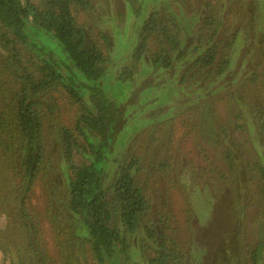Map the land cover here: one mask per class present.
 Listing matches in <instances>:
<instances>
[{"label":"trees","instance_id":"obj_1","mask_svg":"<svg viewBox=\"0 0 264 264\" xmlns=\"http://www.w3.org/2000/svg\"><path fill=\"white\" fill-rule=\"evenodd\" d=\"M155 2L119 0L122 10L117 16L128 14L136 31L126 53L130 51L132 64L140 63L151 81L161 71L171 72L174 78L178 76V90L195 86L205 100L191 108L190 114L211 111L207 127L211 135L219 134L224 146L220 159L229 175L208 163L197 166L201 170L198 179L209 183L222 180L226 189L221 202L227 203L223 218L218 205L216 212L211 211L210 222L198 221L197 228L208 237L207 226L215 229L219 224L220 238L226 240L232 228L229 214L234 216L232 212L240 208L243 224L255 225L253 231L259 233L245 246L250 263L260 264L264 251V156L250 151L260 143L264 148V5H256L257 36L247 39V22L242 21L229 34L230 23L222 31H218L219 25L211 27L215 21L212 14L199 13L181 22L170 5L158 8ZM220 3L226 5L225 0ZM92 7L91 0H38V4L0 0V195L6 206L12 201V207L5 212L0 208V212L9 217L21 238L17 255L8 250L6 258L9 264H200L201 249L196 252L191 247L186 254L169 235V216L150 215L149 182L144 178L155 182V172L169 164V147L162 151L164 157L155 158L149 167V159L144 165L145 159L134 150L137 136L125 154L116 151L119 134L130 122L127 119L122 127V115L131 114L133 110H126L134 107V99L130 105L120 101L136 77L131 66H121L116 75L110 72L112 55L88 38L85 24L77 21L75 10ZM100 38L107 47L110 37L100 34ZM244 46L246 53L237 61ZM234 83L237 91H230ZM217 92L224 96V107L228 106L222 119L210 109L215 100L208 97ZM58 97L72 107L68 120L60 116ZM248 110L254 115L250 121L245 117ZM185 120L193 123L191 129L203 121H193L190 116ZM232 124L242 136L243 150L238 152L230 146ZM162 131L160 126L154 127L145 138L152 140L158 135L163 140L161 147L169 145L171 134L160 136ZM240 172L250 184V189L244 188L249 198L235 208L242 188L234 187L231 174ZM179 179L189 188L185 193L191 205L190 212L185 210L189 231L191 219L199 218L200 206L210 204V192L203 183H194L192 169H182L176 181ZM36 182L46 191L43 217L45 213L52 230V250L47 248L41 219L33 210L31 193ZM236 246L239 248L237 238Z\"/></svg>","mask_w":264,"mask_h":264},{"label":"rangeland","instance_id":"obj_2","mask_svg":"<svg viewBox=\"0 0 264 264\" xmlns=\"http://www.w3.org/2000/svg\"><path fill=\"white\" fill-rule=\"evenodd\" d=\"M148 1L149 0H144V3H147ZM32 2L38 4V0H32ZM91 2L93 4L92 8L85 11H74L77 21L85 24L88 38L97 42L99 47H101L106 54L112 55V62L109 67L111 68L109 70L110 72L116 75L121 66H131L135 71V82L130 85L127 95L122 98V101H120L121 104L130 105L133 104L134 99V107L131 106L126 110V112L133 110L131 114L128 116L127 114L122 115L123 122L120 124L122 127L126 125L124 122L127 121V119H130V122L127 123L122 132L119 134L117 140L119 146L116 147V151L118 152L119 149L120 154H125L127 148L130 147L137 136L139 141L134 142V150L138 155L145 159L144 165L146 163V159H149L146 163L149 167L150 163L155 158L162 159L164 157V153L162 151H165L168 147L171 150L172 155L169 159V164L155 172V176L152 178L155 182H152L148 176L144 178L145 182H149L147 184V193L148 198L150 199V215L153 217L155 216V218L160 216V213L162 214L160 217H163L164 215L169 216L168 224H170L172 228L169 235L176 238V243L181 247V251L186 254L189 252L191 247H193L196 252H198V249H201L202 254L198 256L200 264H251L246 250L247 246L245 245L246 243H253L259 233L253 231L255 230V225H250L249 223L248 225L243 224V213H241L243 211L240 210V208H237L235 212H232L234 216H232L231 213L229 214L228 222L231 223L232 228L229 233V238L226 240H221L220 238V233L222 231L219 224L215 229H212V226H207V228H209L208 237L212 236L209 239L207 236L203 235L204 233L201 229L197 228L198 221H205L206 224L210 222L209 218L211 217V211H214L215 209L216 212L218 205L221 206V218H223V214H225L224 208H226L225 206L227 204L225 202H221L222 191L224 188L226 189L222 180H217L218 182L211 181V183H209L206 180L203 181L198 179L197 176L201 170L198 169L197 166L208 163V165H211V167L215 168V170L221 171L225 175H229L227 167H225V162L220 159V149L224 146L221 144L219 134L215 133L216 135L213 136L212 133L211 135L212 130H209L207 127V124L210 123L209 115L211 111L205 109L204 112L198 111L196 115L194 114V111L193 116L190 114L192 112L190 110L191 108H196V106L201 105L205 100L200 97V94H198V90L195 89V86L186 90H178L181 88L178 76L174 78L171 72L167 74L164 71H161V75L156 76V79L151 81L150 76L146 74L145 69L140 65V63H136L135 65L132 64L128 57L130 51L126 53L125 49L132 41L136 31L134 29L133 19H131L128 14L124 16H117L122 10V6L118 5L119 0H91ZM205 2H209L210 5H204ZM220 2L221 0H156L155 3L158 8L164 5H170L174 15L178 19H181V22H185L190 18L194 19L195 15L197 16L199 13L207 17H210L212 14L215 16V21L212 23L211 27L213 25H219L220 28L218 31H222L223 28H227V23H230V30L227 31L229 34L233 33L235 27L239 26L242 21L245 23L247 22L245 32L249 36L246 35L245 38L255 39L257 36L254 34L255 25L257 14H259L256 12V5L259 3L264 5V0H234L232 5L228 0H225L226 5H220ZM151 5L153 4H149L148 6L150 7ZM234 20L235 23L233 24ZM205 33L207 32L205 31ZM100 34H106L110 37V41L107 42V47H105V44L101 40ZM189 39L190 38L188 37V40ZM244 50L245 46L237 53V61L243 53H246ZM113 62L116 65H114ZM250 64L251 63L249 62V65ZM169 79H171V81H169ZM229 88L232 89L230 91H237V83L232 84ZM113 92L118 93V89L113 88ZM58 98L57 105L61 110L59 111L60 116L63 120H68L72 107L65 104L64 99L60 97ZM208 98L215 100L213 101L215 104L213 105L212 103L210 109L214 110L215 114L222 119L224 116L223 114L225 113V107H228H224L221 102L224 99L223 94L220 92L213 93L209 95ZM188 116H190L193 121H198V118L199 121L203 120L200 122V126L203 127L204 132L200 130V126H196L197 128L191 129L193 123L185 120ZM253 116L254 115L249 110L245 115L247 120L251 119ZM204 117H206V120H204ZM135 119H139L143 122H137ZM54 124L56 126L57 122ZM158 126L164 130L160 132V136L165 134V132L168 133L167 135H169V133L171 134V141L169 142V145L167 143L166 145L163 144L161 147L163 140H161L158 135H156V138L154 135L152 140L148 137L145 138L147 134L150 135L152 133L154 127L158 128ZM145 128L147 129L144 130ZM169 128L170 131L167 130ZM230 131L232 136L230 146L237 152L243 150V147L240 146L242 141V136L240 135L241 133L233 129V124L230 125ZM233 141L237 143L236 147L234 146ZM223 145H225L224 142ZM49 148H51V146H49ZM49 148H47V150H49ZM179 150L182 151V154H179L178 156L177 153ZM250 153H260L264 156L263 144L260 143L259 146L256 145V150L250 151ZM184 168H186V170H194L196 175L194 183L195 181L203 183L204 186L207 188L209 187L210 192V204L204 202L205 204L200 206L201 212L198 216L199 218H196L197 221L196 219L194 221L191 219L192 222L190 223V227H192V229H189V231L186 228V220L188 217L185 212L186 209L190 212L191 207L190 203L187 202L185 198V193L189 188L186 185L184 188V185L180 183V179L176 181ZM235 170L239 172L238 169L235 168ZM237 175L239 178L238 181L235 182ZM231 177L233 178V183H235L234 187L240 186L242 188L240 193L241 195L238 196L239 200L235 205L236 208L241 205V202H243L244 205L245 201L249 198L248 193L245 192L246 189L244 188L246 187L250 189V184L246 181V176L242 175L241 172L238 174L236 173V175L231 174ZM212 182H214L215 186L212 185ZM176 189H179L181 192H177ZM31 195L33 196L32 203L34 213L41 219L40 226L45 234L47 248L52 250L54 247L49 239L52 230L45 218V213L43 217L46 191L41 184L36 182ZM238 197L235 198L237 199ZM7 203L9 206H6L3 197L1 196L0 208H4L3 212L12 207V201H8ZM234 203H232V205ZM1 212L0 264H9V259L6 258L7 251L13 250L12 256L17 255L15 251L16 248H18L17 246L21 245V238L9 224V217H7L5 213ZM173 229L175 230L173 231ZM41 234L43 235V232ZM236 238L240 249L236 246ZM203 243L206 247L203 246ZM216 246L218 247V251ZM260 256V264H264V251Z\"/></svg>","mask_w":264,"mask_h":264}]
</instances>
